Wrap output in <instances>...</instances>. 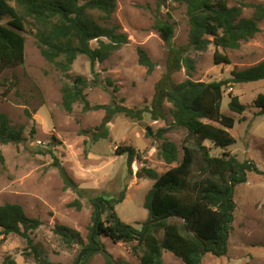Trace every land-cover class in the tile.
Returning <instances> with one entry per match:
<instances>
[{"label": "trees", "instance_id": "16d2710c", "mask_svg": "<svg viewBox=\"0 0 264 264\" xmlns=\"http://www.w3.org/2000/svg\"><path fill=\"white\" fill-rule=\"evenodd\" d=\"M11 1L0 0V77L8 70L24 65V33L33 32L44 59L68 78L61 89L63 110L72 113L75 105L81 104L84 112H105L100 125L82 131L93 142L110 137L111 125L118 116L142 121L149 115L154 121H167L171 114L174 126L185 129L188 134L183 145V158L179 160L178 146L165 138L169 129L159 131L163 140L158 148L159 158L168 165H178L164 174L146 167L139 171L153 181L144 202L149 218L142 229L123 222L116 213V206L124 201V193L117 199L100 196L92 201L94 210L87 245L79 232L64 225L56 226V235L68 247L82 246L74 264H88L97 253L104 255L105 264H131L108 254L101 243L102 238H109L115 244H134L132 253L139 257L141 264H165L164 252H171L184 264H202L208 254L218 258L225 256L237 208V187L247 182L248 173L264 172L254 162H241L226 151L236 144L229 132L235 128L236 119L223 113L222 106L227 89L264 81V60L242 70H233L230 78L198 82L192 80L196 71L192 52H207L214 45L215 62L230 64V57L222 51H237L260 32L264 5L246 0H179L187 5L189 34L186 43L177 45L174 24L161 16V8L167 0H158L153 28L168 48L166 69L155 85L151 102L143 107L129 108L118 102L117 87H114L111 104L92 106L86 93L89 81L81 75L70 76L77 59L86 56L96 76L94 83H99L97 64L106 62L129 43L128 35L121 32L118 25H104L93 14L99 13L101 21L109 23L117 11L118 0H86L84 3L80 0H13L15 5ZM245 9L253 10L251 17L244 16ZM4 18H9L7 24L3 23ZM94 41L97 43L95 48L92 46ZM137 53L139 64L151 75L156 68L155 62L144 48L139 47ZM183 69L189 78L177 82L175 75ZM108 84L109 87L113 84L110 79ZM6 86L7 80L0 78V90ZM229 98V109L242 115L246 105L233 93ZM166 104L171 105L170 111ZM255 107L259 109L258 115L264 116V94L257 97ZM24 141V127L13 126L7 115L0 113V144ZM206 142L222 149L221 156L213 155ZM50 153L65 189L82 197L83 189L55 153ZM120 154L128 155L131 172L133 163L142 159L133 147H122ZM70 206L81 210L82 203L77 199ZM41 225L40 219L29 217L19 204L0 205V235L4 238L12 234L21 236L35 256V264H59L33 242L31 234ZM155 227L162 229L161 237L154 233ZM3 264L17 262L9 255Z\"/></svg>", "mask_w": 264, "mask_h": 264}, {"label": "rangeland", "instance_id": "374dc122", "mask_svg": "<svg viewBox=\"0 0 264 264\" xmlns=\"http://www.w3.org/2000/svg\"><path fill=\"white\" fill-rule=\"evenodd\" d=\"M80 1L84 3L86 0ZM246 1L264 5V0ZM157 2L118 0L117 11L109 23L101 21L99 13H93L104 25H118L120 31L128 35L129 43L106 62L97 64V84L86 56H80L73 65L70 76H84L90 83L86 93L92 106L111 104L114 87L118 88V102L129 108L143 107L151 102L155 85L165 72L168 55L167 46L153 28ZM11 3L15 5L13 0ZM252 14V9H245L244 16L251 17ZM161 16L174 24L175 44L186 43L189 34L186 3L167 0L161 8ZM8 21L9 18H4L3 23ZM259 26L260 32L252 40L244 42L239 50L222 51L230 57V64L215 62L214 45L207 52H192L196 61L192 80L211 82L227 79L233 70H242L263 61L264 22ZM24 36V65L6 71L0 77L7 80V86L0 90V113L6 114L13 126L24 127L25 130L23 143L0 144V205L19 204L29 217L40 219L42 225L31 234L34 244L44 250L53 262L74 264L82 246L68 247L56 235V226L64 225L79 232L87 245L94 210L92 201L100 196L117 199L124 193V201L116 206L115 211L123 222L142 229L149 218L144 202L153 181L139 171L146 167L164 174L178 165H168L159 158L158 148L163 142L159 131L169 129L165 138L178 146L179 160L183 158V145L188 134L185 129L174 126L171 114L167 121H154L149 115H145L142 121L118 116L111 125L110 137L93 142L82 131L100 125L105 112H84L81 104L75 105L72 113L64 111L61 89L68 78L44 59L33 32L24 33ZM92 46L97 47V43L92 42ZM139 47L144 48L156 64L151 75L139 64ZM188 78L185 69L175 75L177 82ZM108 79L113 83L110 87ZM230 93L239 96L246 105L242 115L229 109ZM260 94H264V81L227 89L222 111L236 119L235 128L229 130L236 144L226 151L241 162H254L264 172V116H259V109L255 107ZM166 109L170 111L171 105L166 104ZM205 144L213 155L221 156L223 153L211 142ZM122 147H133L141 155L142 159L133 163L132 172L128 167V155L120 154ZM50 151L83 189L82 197L71 189H65L58 168L53 166ZM77 199L82 203L81 210L70 206ZM235 201L237 208L229 235L228 253L220 258L208 254L202 264H264V174L248 173L247 182L237 187ZM154 233L160 237L163 235L160 227L155 228ZM101 243L105 251L115 258L141 264L139 257L132 253L134 244H115L109 238H102ZM9 255L17 264H35V256L19 235L5 238L0 235V264ZM163 258L165 264H184L171 252H164ZM105 262L104 255L97 253L88 264Z\"/></svg>", "mask_w": 264, "mask_h": 264}, {"label": "water", "instance_id": "95a60500", "mask_svg": "<svg viewBox=\"0 0 264 264\" xmlns=\"http://www.w3.org/2000/svg\"><path fill=\"white\" fill-rule=\"evenodd\" d=\"M155 228H157V229H158L159 227H155Z\"/></svg>", "mask_w": 264, "mask_h": 264}]
</instances>
